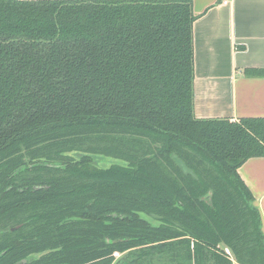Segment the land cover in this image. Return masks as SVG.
Instances as JSON below:
<instances>
[{"label": "trees", "instance_id": "1", "mask_svg": "<svg viewBox=\"0 0 264 264\" xmlns=\"http://www.w3.org/2000/svg\"><path fill=\"white\" fill-rule=\"evenodd\" d=\"M194 19L191 0H0V264H264L237 171L264 117L194 116Z\"/></svg>", "mask_w": 264, "mask_h": 264}, {"label": "crops", "instance_id": "2", "mask_svg": "<svg viewBox=\"0 0 264 264\" xmlns=\"http://www.w3.org/2000/svg\"><path fill=\"white\" fill-rule=\"evenodd\" d=\"M196 118L264 117V0H191ZM238 174L253 196L264 234V157ZM237 264V263H236Z\"/></svg>", "mask_w": 264, "mask_h": 264}, {"label": "rangeland", "instance_id": "3", "mask_svg": "<svg viewBox=\"0 0 264 264\" xmlns=\"http://www.w3.org/2000/svg\"><path fill=\"white\" fill-rule=\"evenodd\" d=\"M96 161H97V164L99 166H102V167H106V166H108L110 164H115V163H117V164H123L124 163L121 160L114 159V158H111V157H105V156H98ZM121 256H122V253H116L115 254L116 259L120 258Z\"/></svg>", "mask_w": 264, "mask_h": 264}, {"label": "built area", "instance_id": "4", "mask_svg": "<svg viewBox=\"0 0 264 264\" xmlns=\"http://www.w3.org/2000/svg\"><path fill=\"white\" fill-rule=\"evenodd\" d=\"M223 2H226V0H223ZM224 251H225V253H227L228 255H230V251H229L228 248H224ZM235 264H236V263H235Z\"/></svg>", "mask_w": 264, "mask_h": 264}]
</instances>
